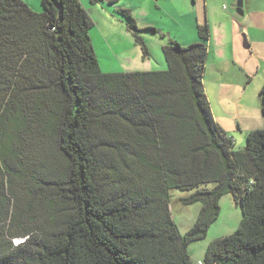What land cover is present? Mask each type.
Instances as JSON below:
<instances>
[{"label": "trees", "instance_id": "16d2710c", "mask_svg": "<svg viewBox=\"0 0 264 264\" xmlns=\"http://www.w3.org/2000/svg\"><path fill=\"white\" fill-rule=\"evenodd\" d=\"M124 18L149 55L129 10ZM0 0V264H264V128L245 147L216 124L203 76L210 27L161 49L165 71L103 73L78 0ZM264 121V86L259 92ZM200 206L181 234L170 192ZM230 195L237 230L194 262Z\"/></svg>", "mask_w": 264, "mask_h": 264}, {"label": "rangeland", "instance_id": "374dc122", "mask_svg": "<svg viewBox=\"0 0 264 264\" xmlns=\"http://www.w3.org/2000/svg\"><path fill=\"white\" fill-rule=\"evenodd\" d=\"M22 1L26 3L33 12H42L41 0ZM151 1L153 3L154 12L156 13V18H137L136 13L138 10L131 11L139 28L150 27L157 30L156 34L151 32L141 33L146 46L150 50L149 56L143 59L141 49L134 43L133 37L127 29L126 20L119 17L108 18L110 16L116 17L113 13V8L109 7V3L91 5L87 0L88 3L86 6L88 7V15L94 24L91 32L98 27L95 26V20L99 21V27L103 26L115 42L113 47L116 48V53H126V56L129 57L133 66L131 70L135 72L165 71L167 67L160 50V45H167L170 41L177 42L181 47L195 43V26L197 21L201 22V19H203L176 18L179 14H186L188 8H195L191 0L188 2L189 6L180 3H164L161 10H157L154 7L156 4L154 0ZM238 1L239 0H234L233 4H227L221 0H212L210 8L213 9L216 17L209 18L210 21L213 22L212 27L216 25L214 20L219 18L226 19L225 11L231 10L232 16L234 17L232 18V31L238 40L240 50H236L232 47L234 36L230 26H228V24H222L217 31H214L213 36L211 35V45L208 44V58L204 70L206 82L212 81V84H208L213 90H210V94H208L210 97V100L207 98L208 102L210 107L212 105L214 108L213 111L216 121L225 127L226 130L223 131H226L229 137L234 136L236 145L233 146V149L235 151H239L245 147V138L239 139L237 137L238 133L233 132V124L235 125L236 119L243 124L245 119L256 114L264 124L259 98V92L264 86V0H255L251 4L249 0H241L243 16H239L236 13ZM113 3L116 9L130 11L134 7V2L130 0H122L121 3ZM91 14L93 17H106L107 15V18H92ZM98 29L100 30L101 28ZM242 35L246 38L249 46L248 49H245L243 46ZM192 38L194 42L189 43ZM119 57L114 56L113 64L116 66H119L115 63ZM106 60L105 57H100L101 63ZM107 61L112 62L109 58ZM109 69L116 70L114 66L111 65ZM110 73L116 74L118 72L113 71ZM221 76L224 78L223 81L229 84L232 93L223 100L218 96L221 84L216 83L217 81L215 82L214 80ZM246 116L249 117L246 118ZM188 195L189 193L180 192L178 190L170 192L169 210L171 219L176 224L181 234H184L193 226L200 209L198 204L183 206L180 203L179 199ZM219 208L220 215L210 226L206 238L188 247V254L194 262L203 259L205 250L210 242L231 235L238 228L241 219V208L233 202L230 195H226L220 199Z\"/></svg>", "mask_w": 264, "mask_h": 264}, {"label": "crops", "instance_id": "0c3cea01", "mask_svg": "<svg viewBox=\"0 0 264 264\" xmlns=\"http://www.w3.org/2000/svg\"><path fill=\"white\" fill-rule=\"evenodd\" d=\"M109 1L118 2V3L122 2V0H109ZM130 1L134 2L133 3L134 7L130 10V13H131V11L133 12V10H138L136 13L137 18H151V17L156 18V13L154 12L153 3L151 0H130ZM154 1L156 3L154 5V7L157 10H161L164 3H170V4L171 3H177V4L180 3L182 5L189 6L188 2L190 0H154ZM191 1L194 3L195 8H193V9L188 8V12L186 14H179V15H177L176 18H203V19H201V22L197 21V23L198 24H204V23L208 24V26L210 27V41L212 38L211 35L213 36L214 31H217L218 28L221 27L222 24L223 25L228 24V26H230L231 32L233 34L232 18H234V17L232 16L231 10L225 11L226 19H220V18L217 20L212 19L216 23V25L214 27H212L213 22L210 21L209 18H216L214 15L213 9L210 8L212 0H191ZM221 1L224 3H227V4L228 3L233 4V2H234V0H221ZM249 1H250L249 3L251 4L255 0H249ZM78 2L80 3V5L85 10L87 9L86 12L88 14V7L86 6L88 3L87 0H78ZM91 16H92V18H107V15H106V17H104V16L93 17V15L91 14ZM108 18H117V17L110 16ZM99 23H100L99 21L95 20V26L96 27L98 26V27L93 32L90 31V36H91L90 38L92 39V41H91L92 46L94 49V53L97 57L98 64L100 66L101 71L103 73L104 72L110 73L113 71L118 72V73H133V72H135V71L131 70V68L133 66H132V63H131L129 57L126 56V53H124V52L119 53V54L116 53V51H115L116 48L113 47L115 42L109 36V34L107 33L106 29L103 26L99 27ZM98 28H101L103 31L101 29L99 30ZM195 28H196V26H195ZM233 36H234V34H233ZM196 40H197V38H196ZM233 40H234V43H233L232 47H234L236 50H240L238 40L235 36H234ZM210 41H209V45H211ZM192 42H194L193 38L190 39L189 43H192ZM250 42H251V40H250ZM163 46H164V44L160 45V50L162 49ZM248 48H249V46H248ZM147 49H148V52L150 53V50L148 47H147ZM113 55L117 56V57L120 56L119 59L117 61H115V63H117L119 66H116L115 64H113V61H114ZM121 56H123V57H121ZM100 57H105L107 60L109 58V59H111L112 62H108L106 60L105 62L101 63ZM126 57H127V59H126ZM207 58H208V56H207ZM110 65L114 66V69H116V70H110L109 69ZM223 79L224 78L222 76L220 78L214 79L215 82L217 81L216 83L221 84L219 87V92H218V96L222 98L221 100H223L225 97L230 96L232 94L231 89L229 88V84L226 83L225 81H223ZM203 84H205L204 90H205V93L207 95V98L210 100V97L208 94H210V90H212V89L208 86V84H212V81H209L208 83L206 82V74L204 75V78H203ZM210 109H211V113H212V117H213L214 121L218 124V126L222 130H226L223 125H221L218 121H216V119L214 117L215 113L213 111L214 108L212 107V105H211ZM256 113H257V110H256ZM247 117H249V116H246V118ZM263 126H264V124L260 120L259 116L254 114V116L252 115L248 119H245L243 124H241L236 119L235 125L233 124V128H234L233 132L238 133L237 137L239 139H244V138H246V135L248 132H250L252 130L262 129ZM225 133H226V131H225ZM230 138L233 140V144L235 146L236 141H235L234 136H230Z\"/></svg>", "mask_w": 264, "mask_h": 264}, {"label": "water", "instance_id": "95a60500", "mask_svg": "<svg viewBox=\"0 0 264 264\" xmlns=\"http://www.w3.org/2000/svg\"><path fill=\"white\" fill-rule=\"evenodd\" d=\"M236 13L239 15V16H243V12H242V1L239 0L237 2V5H236ZM242 38H243V46L245 49L248 48V44H247V41H246V38L244 35H242Z\"/></svg>", "mask_w": 264, "mask_h": 264}]
</instances>
